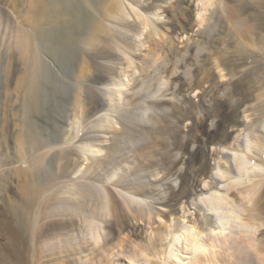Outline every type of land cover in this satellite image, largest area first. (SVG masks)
<instances>
[{"label":"bare ground","instance_id":"6f19581e","mask_svg":"<svg viewBox=\"0 0 264 264\" xmlns=\"http://www.w3.org/2000/svg\"><path fill=\"white\" fill-rule=\"evenodd\" d=\"M78 1L88 16L36 0L14 34L27 147L14 200L0 168V264H264V0L235 19L221 0ZM74 46L60 125L106 111L47 138Z\"/></svg>","mask_w":264,"mask_h":264},{"label":"rangeland","instance_id":"374dc122","mask_svg":"<svg viewBox=\"0 0 264 264\" xmlns=\"http://www.w3.org/2000/svg\"><path fill=\"white\" fill-rule=\"evenodd\" d=\"M32 1H34V0H0V75H1L0 76V168H2V171L3 170L5 171L6 169H8L10 171L9 172V177L11 178L10 179V184H11L10 188H11V190H9L8 194L10 195V198H12V200L16 199V192L15 191H17V190H15V189H16L17 183H18V177H17V173L16 172L25 168L24 163H23L24 159H23V156H22V153H23L22 151H23V148L25 146L27 147V138H26V135L24 134V131H21L23 129L21 128V121H20L22 119V117H24V113H23L24 112V110H23L24 108L22 107V101H23L24 93H25L24 92V86H23L22 83H20L19 84V88L20 89L19 88H17V89L15 88L16 79L17 78L19 79V78L22 77L24 66L21 64V62H20V60L18 58V53H17V51L15 49V45H14L15 35L14 34H15V31H16V28L19 27V25H20V27H24L26 29L30 28V27L28 28L29 25H27V18H28V15H29L30 8L33 6V3H35L36 0L34 2H32ZM55 1H61L62 3H64V5H68L73 11H75V12L76 11L77 12L80 11L81 13L78 12L80 15L81 14H85V15L88 16V14H87L88 11H87V8H86L87 6L84 5V3L82 1H78V0H71V1L70 0H55ZM221 1H222L221 5L224 8L225 14L230 19H235L236 18V14L234 13L231 5L233 3H236V2L238 3L240 0L239 1L233 0L232 2H228L227 0H221ZM234 1H236V2H234ZM253 1H255V0H253ZM257 1L260 2L261 0H257ZM79 5H82V9L83 10L81 9V7ZM84 8H85V10H84ZM239 29H240V31L243 34H246L247 30H248V27H247L246 24H244L243 27H241ZM29 31H30V29H29ZM58 32L59 31H57V32L55 31L53 33H55L56 36L57 35L59 36ZM119 36L124 37V35L122 33ZM76 48L77 47L74 46L71 49L73 51L70 52L69 54H65V56H64V54L61 55L60 51L57 52L56 57L58 58V60L61 59L60 61H62L64 63V65H66V75L68 74L69 78H67V79H69L70 81L67 80L66 83L65 82L62 83L63 84V90L65 91L64 93H65V97L66 98H64L62 101H58V104L56 103L55 106H54L55 108L53 109L55 117H58V114H59V117H58L59 119H57L58 121H56V120L53 121V118H52L50 121L49 120L47 121L48 125L47 124L45 125L44 122L41 123V125L44 124L43 126H45L44 129L41 128V130H40L41 134H42V132H44V134H42L44 137H47V138H50L52 136L61 137L63 135L64 136H68V137L69 136L72 137L73 136L72 134H75V132H74L75 130L74 129L76 128V126L74 127V125L78 121H79L78 123H79L80 129L83 128L82 131H79L80 134H82V132L85 133L87 129L89 130L93 126V123L97 119V117L100 115V112L103 113L104 111H106V107L104 105H100V106H98L96 108L97 110H94L95 112L93 111L92 113L87 114V115H89L91 117L87 116L86 114H80L79 116L82 117L83 119L80 118V117L79 118L77 117L78 119L76 118L73 121L74 123L70 122L71 126H72L71 127V131H70L71 133L70 132H68V133L66 132L65 133V130L63 131V128H65L64 126H66V129H67V127L69 128V124H67V122L69 123V119H70L71 113L73 111L71 105L68 106V109H66L65 107L67 106V102H68L67 100H69V98H68L69 97V93L71 94V96L73 94L72 93V89L74 87L73 84H75L74 81H76L74 79V76L72 75V70H73V67H74V60H75V57H74L75 56V51L78 50V48L77 49ZM110 48H111L110 51L109 52H105V53H107V56L110 55V56H113V58L116 57L117 53H118V50H116L112 46H110ZM13 50H14V52H13ZM105 53H103V54L101 53V55L99 53L95 54V56L98 57V58L95 57V59L97 61H100V63H101V65L98 66L99 73L104 75V76H106V77H109V76L111 77L112 75L116 76L117 73H118V69L116 68L117 65L115 63L114 64L112 63L114 60L110 61V60H107L106 58H101L100 57V56H103ZM42 54H43V56H42ZM114 55H116V56H114ZM40 56H42L44 59L48 58V57L46 58V54L44 56V52L43 51L42 52L40 51ZM16 59H17V61H16ZM68 64L69 65L71 64V65L69 66ZM111 66H112V68H111ZM19 71H21V73H22V74L20 73L21 75L19 74ZM11 76L13 77V79H12ZM9 77H11V78H9ZM97 81H98V78H93L92 77L91 80L87 76H85L84 79L82 78V82L83 83L90 82V83H93V84L95 83L96 84ZM100 81H104L105 82L104 79H101ZM101 87H103V86H101ZM14 91H16V92H14ZM12 92L15 94L14 95L15 97L13 96ZM19 100H20V102H19ZM102 106H103V108H102ZM59 107H60V110H59ZM97 111L99 112V114H98ZM53 112L51 114H53ZM60 115H63L62 117H64V116L67 117L66 115H69V119L66 120V122L63 123V125H60L62 123V122H60V119H61ZM17 117L19 119L18 120L19 122L17 121ZM10 118H12V119H10ZM80 121H81V123H80ZM87 121H91V122L89 123ZM8 122L11 124V126H10V124ZM56 123H57V125H56ZM78 123L76 125H78ZM14 125H16V126H14ZM58 125H59V127H58ZM53 126H54V128H53ZM12 127H14V128L12 129ZM14 129H16V130H14ZM5 131H7L8 133L5 132ZM10 132H11L12 135L10 134ZM63 132H64V134H63ZM61 133L63 135H60ZM53 134H55V135H53ZM17 135L20 136V139H19V137ZM5 136H6V138H5ZM8 137L10 138V140H9ZM17 139L19 140V142H18ZM21 139L22 140L25 139L26 141L23 140V142H22ZM20 145H21L22 148L20 147ZM20 149H21V151H20ZM7 161H11L13 163L11 165L10 169H9V167L6 168V166H5V168H3L4 165H2V162L5 163ZM2 193L3 192L1 190V192H0V207H3L4 206V202H5V196H4V193H3V195H2ZM25 233L26 232H24L23 234H25ZM24 237H25V235H24ZM0 243L7 244L8 243V238L5 235L0 234ZM0 252H1V248H0ZM37 254H39V251H37ZM24 264H26V263H24Z\"/></svg>","mask_w":264,"mask_h":264}]
</instances>
